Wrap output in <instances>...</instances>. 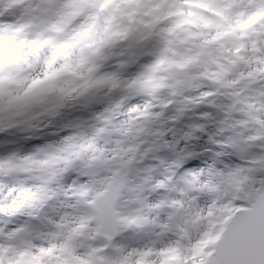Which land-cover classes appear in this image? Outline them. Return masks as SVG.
I'll list each match as a JSON object with an SVG mask.
<instances>
[{
    "label": "clouds",
    "instance_id": "obj_1",
    "mask_svg": "<svg viewBox=\"0 0 264 264\" xmlns=\"http://www.w3.org/2000/svg\"><path fill=\"white\" fill-rule=\"evenodd\" d=\"M0 204V264L217 258L264 211V0H0Z\"/></svg>",
    "mask_w": 264,
    "mask_h": 264
},
{
    "label": "snow or ice",
    "instance_id": "obj_2",
    "mask_svg": "<svg viewBox=\"0 0 264 264\" xmlns=\"http://www.w3.org/2000/svg\"><path fill=\"white\" fill-rule=\"evenodd\" d=\"M238 211H246L240 209ZM0 215L14 216L15 218L24 215L23 206L14 207L12 209H5L0 204ZM31 220L40 221V216H31ZM44 219L48 223H55L51 216H45ZM259 225L264 228V211H261L256 216L245 217L237 224L233 230V234L225 244L221 254L215 258L207 261V264H264V243L256 244L249 240V235ZM132 223H129V227ZM162 228H167L168 225H160ZM32 225L27 222H18L14 224L7 231L0 229V244L4 241H15L23 239L27 234L33 230ZM40 235H44L41 233ZM146 252V251H145ZM118 264H128L127 260H121Z\"/></svg>",
    "mask_w": 264,
    "mask_h": 264
},
{
    "label": "rangeland",
    "instance_id": "obj_3",
    "mask_svg": "<svg viewBox=\"0 0 264 264\" xmlns=\"http://www.w3.org/2000/svg\"><path fill=\"white\" fill-rule=\"evenodd\" d=\"M4 219H9V220H12V221H15V217L14 216H4V215H0V221L4 220ZM4 227V225L2 223H0V228ZM11 227V226H10ZM131 227H135V224H132ZM147 255H151L152 253L149 252L148 250H145ZM140 264H147V261L146 259L145 260H142L140 262Z\"/></svg>",
    "mask_w": 264,
    "mask_h": 264
}]
</instances>
